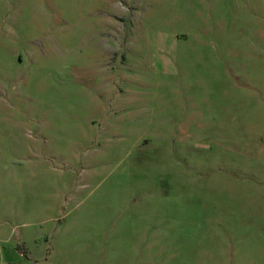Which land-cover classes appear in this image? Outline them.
Listing matches in <instances>:
<instances>
[{
    "label": "rangeland",
    "instance_id": "rangeland-1",
    "mask_svg": "<svg viewBox=\"0 0 264 264\" xmlns=\"http://www.w3.org/2000/svg\"><path fill=\"white\" fill-rule=\"evenodd\" d=\"M0 264H264V0H0Z\"/></svg>",
    "mask_w": 264,
    "mask_h": 264
}]
</instances>
